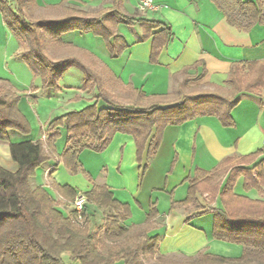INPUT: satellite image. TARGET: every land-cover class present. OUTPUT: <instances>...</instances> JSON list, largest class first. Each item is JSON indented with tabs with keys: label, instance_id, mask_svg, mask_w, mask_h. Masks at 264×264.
<instances>
[{
	"label": "trees",
	"instance_id": "trees-1",
	"mask_svg": "<svg viewBox=\"0 0 264 264\" xmlns=\"http://www.w3.org/2000/svg\"><path fill=\"white\" fill-rule=\"evenodd\" d=\"M235 1L243 17L236 21L225 13L230 23L240 29L264 23V0ZM13 2L14 5L10 0H0V12L7 27L25 44L22 59L32 73L40 76L42 88L56 90L65 71L76 67L84 74V87L96 89L93 103L66 112L47 126L52 132L46 141L50 151L54 150L59 136L57 128L65 127V146L58 160L71 173L80 170L78 155L82 150H103L116 132L132 136L136 159L141 163L144 151L146 160L155 154L167 125L208 115L216 116L223 126H231L230 112L240 101L236 95L256 94L264 89V60H250L232 63L224 81L230 86L231 94L189 86L193 78L185 73L174 92L148 96L130 85L123 86L106 66L99 65L87 53L84 56L63 55L57 59L52 56L54 48L63 45L60 35L73 30L101 36L110 54L118 56L126 44L117 33V25L121 21L129 24L134 19L121 14L117 0L94 16H86L79 9L63 5L62 1L50 6L60 9L62 14L57 18L33 17L38 7L36 0ZM137 21L142 25L143 38L153 35L151 61L154 62L160 49L171 40V29L157 20ZM19 100L7 81L0 79L2 141H9L11 131L23 135L31 131L28 119L18 107ZM99 100L103 106H98ZM8 149L17 168L10 171L0 164V264H67L62 257L64 253L77 264H115L120 260L123 264H144L143 256L149 258L156 254L159 237L148 234L156 215L153 207L143 225L127 227L123 222L130 216L129 205L117 200L106 185L93 186L84 194L89 203L106 213V219L96 230H91L85 219L86 205L81 213L84 223L80 224L75 209L63 213L46 189L30 185L29 179L36 168L50 158L41 141L9 143ZM257 155L253 153L238 159L226 157L220 164L222 172L227 174L224 182L218 181L215 172L199 168L186 178L187 195L181 203L195 202L196 193L202 191H208L212 199L218 197L220 208L208 207L199 214L212 213L213 238L243 246L237 258L200 253L187 264L207 261L252 264V259L264 257V198L251 199L233 191L240 176L245 190L254 187L264 191V171L262 161H255ZM54 188L67 200L75 197L76 191L67 184H54Z\"/></svg>",
	"mask_w": 264,
	"mask_h": 264
},
{
	"label": "crops",
	"instance_id": "crops-1",
	"mask_svg": "<svg viewBox=\"0 0 264 264\" xmlns=\"http://www.w3.org/2000/svg\"><path fill=\"white\" fill-rule=\"evenodd\" d=\"M62 1L65 6L86 13L99 12L116 2L36 0L38 8L51 10L54 18L62 13L50 6ZM117 1L121 14L134 19L129 24L121 21L117 25V33L126 44L118 56L110 54L101 36L78 30L60 35L63 45L55 47L52 56L57 59L63 55L84 56L87 53L99 65L106 66L123 86L130 85L148 96L174 92L185 73L193 78L189 86L223 92L232 63L264 60V23L249 29L238 28L228 21L219 0H153L156 9L146 12L138 9L136 0ZM241 15L243 17L242 12ZM137 19L157 20L171 29V40L160 49L154 62L151 61L153 35L143 38V28ZM0 43L6 49L4 59L0 60V79L7 81L11 92L20 97L18 107L31 126L27 135L11 131L9 141L0 140L5 146L2 155L0 152V164L4 168L10 171L17 168L8 149L9 143H16L17 137H13V133L21 136L18 142L41 141L50 158L36 168L29 182L33 187L46 189L63 213L68 214L73 209V200L60 195L54 184H67L76 194L85 193L96 185H106L117 200L129 205L130 216L123 222L127 227L143 225L150 209H155L156 215L151 220L148 234L159 237L156 255L184 259H193L200 253L229 258L241 256V244L213 238L212 213L199 214L208 207L220 208L218 197L212 199L208 191H202L196 193L195 202L183 204L181 201L187 195L186 178L197 168L215 172L218 181L224 182L227 174L222 172L220 164L226 157L238 159L257 153L255 161H262L264 171L261 145L264 137L263 93L236 95L240 101L230 112L231 126H223L216 116L208 115L178 125H167L155 154L146 160L144 151L141 163L136 159L132 136L116 132L103 150L84 149L79 153L81 167L75 174L82 179L70 177L63 181L59 172L64 165L58 155L65 146V127L57 128L59 136L54 142V150L50 151L46 144L52 133L48 130V123L66 112L93 103L96 89L84 87V74L76 67L65 71L56 90L42 88L40 76L32 73L22 59L21 40L7 27L1 12ZM17 68L24 71V79L16 74ZM103 105L99 100L98 106ZM239 181L241 189L235 190ZM81 184L87 185L86 188ZM233 191L251 199L264 198L263 190L254 187L245 190L242 176L236 180ZM85 205V215L90 206L101 210L87 198ZM115 264H123V260Z\"/></svg>",
	"mask_w": 264,
	"mask_h": 264
},
{
	"label": "rangeland",
	"instance_id": "rangeland-1",
	"mask_svg": "<svg viewBox=\"0 0 264 264\" xmlns=\"http://www.w3.org/2000/svg\"><path fill=\"white\" fill-rule=\"evenodd\" d=\"M10 2L12 3V5H14V2L13 0H10ZM222 8L225 10V12L233 17L234 19L236 20H242L241 18V12L239 11L238 9V5L236 3L235 0H219ZM264 11V7L262 9ZM51 11V10H50ZM50 11H47L45 9H41V8H35V10L33 11V14L32 16L33 17H49V18H54L53 16L55 15L54 13L52 14V12ZM97 13L99 12H95V11H90L89 13H86L84 12V14L86 16H94V15H97ZM20 19H25L26 20L28 19V17L25 16H19ZM15 37H14V41H15ZM21 46H22V51L25 50L26 46L25 44L21 41ZM5 47L2 45V43H0V60H3L4 59V56H5ZM16 74L18 76H20L21 78L24 79V71L21 70V69H16ZM224 93L226 94H231V91H230V86L229 85H225V88L223 90ZM259 93H263L264 94V89L259 92ZM249 94V93H248ZM13 137H17L15 138V142H18L17 140H19V138H21V136H19L18 133H13ZM2 144H0V152H1V155H2V151L3 149L5 148L3 142H1ZM7 152H8V149H7ZM59 178L61 180H66L70 177H79V179H82V176H80L79 174L76 175L74 173H71L69 172L67 169H65L64 167L60 170L59 172ZM81 177V178H80ZM83 186H86L87 185H82L81 184V187L83 188ZM240 181H239V184L237 183V186L235 188V190H240ZM85 219L88 220L89 222V227L91 228V230H96L97 227L99 225H102L106 219V213H103L102 210H96L94 207L90 206L89 207V210H88V213L87 215H85ZM80 224L84 223V218L83 219H80L79 220ZM93 227H96L95 229ZM101 233H103V230H101ZM143 256V255H142ZM65 263L67 264H77L76 262H72L70 261V259L68 258V254L67 253H64L62 255ZM143 259V263L144 264H187L189 262V259H184V258H180V257H169V258H163V257H160L156 254H154L152 257H149V258H146V256H143L142 257ZM188 260V261H187ZM193 260V259H192ZM191 261V260H190ZM201 264H213L212 262H202ZM252 264H264V257L263 258H256V259H252Z\"/></svg>",
	"mask_w": 264,
	"mask_h": 264
},
{
	"label": "built area",
	"instance_id": "built-area-1",
	"mask_svg": "<svg viewBox=\"0 0 264 264\" xmlns=\"http://www.w3.org/2000/svg\"><path fill=\"white\" fill-rule=\"evenodd\" d=\"M136 2L138 9L142 12L156 9V5L154 4L153 0H136ZM261 145H262V149L264 150V137L262 138ZM85 203H86L85 194L82 192L77 193L72 201V206L73 209H75L77 212L78 220L82 219L81 213L84 209Z\"/></svg>",
	"mask_w": 264,
	"mask_h": 264
}]
</instances>
